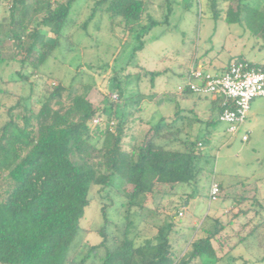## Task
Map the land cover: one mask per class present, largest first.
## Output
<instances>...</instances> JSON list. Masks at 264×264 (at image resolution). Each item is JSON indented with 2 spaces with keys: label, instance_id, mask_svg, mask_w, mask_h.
I'll return each mask as SVG.
<instances>
[{
  "label": "trees",
  "instance_id": "1",
  "mask_svg": "<svg viewBox=\"0 0 264 264\" xmlns=\"http://www.w3.org/2000/svg\"><path fill=\"white\" fill-rule=\"evenodd\" d=\"M79 1L87 6L92 3L80 29L87 31L97 16L106 18L111 28L119 27L125 36L136 38L135 52L144 48V36L160 24L149 13L147 0H0V17L4 18L0 19V66L16 67L10 78L0 75V264H95L100 250L105 254L98 264L248 263L245 255L237 257L234 252L250 249L254 243L264 249L260 236L264 197L255 185L240 181L234 187L226 186L213 178L210 186L215 180L220 187L217 200L223 197L232 202L227 218L206 216L193 228L192 236L186 232L188 224L176 223L179 209L206 189L200 190L202 164L207 158L208 136L221 122L219 118L212 115L202 121L181 110L154 125L141 118L140 131L133 135L127 126L135 122L133 113L144 111V95L128 96L131 75L125 74L126 67L114 68L109 79V89L118 92L117 102L107 97L99 101L102 105L94 102L99 89L93 75L89 82H78L74 76L69 85L54 83L34 94L31 79L44 76L43 67L62 41L73 36L65 29L75 26L72 17ZM250 1L224 0L226 20L246 23L264 37V10L252 7ZM210 2L217 18L222 10L218 9L220 0ZM259 20L263 23L253 27ZM238 62L264 71V65L241 55L213 72L222 74ZM85 67L97 76H104L110 68L107 63ZM143 74L157 75L145 70ZM25 83L31 84L30 96L23 94ZM19 85L22 92L10 89ZM186 94L211 97L188 89L180 93ZM218 98L221 113L224 98ZM126 106L130 115L125 113ZM97 118L102 121L95 124ZM143 127L147 129L142 135ZM228 187L232 192H226ZM94 188L99 193L128 190L124 192L123 236L113 248L108 247L110 221L105 207L102 226L92 230L99 237L97 243L88 241L82 225ZM176 197L172 214L160 217L164 199L172 204ZM254 255L264 260V255Z\"/></svg>",
  "mask_w": 264,
  "mask_h": 264
},
{
  "label": "rangeland",
  "instance_id": "2",
  "mask_svg": "<svg viewBox=\"0 0 264 264\" xmlns=\"http://www.w3.org/2000/svg\"><path fill=\"white\" fill-rule=\"evenodd\" d=\"M79 1L75 6L76 12L72 21L75 26H67L65 31L72 33L71 39H64L62 45L56 50L52 57L43 67L42 75L32 78L35 83L34 94L47 90L54 83L62 82L69 85L73 77L77 80L89 82L92 75L96 79V87L99 93L95 95L94 102L102 105L100 100L107 97L112 101H118V92L109 89V79L113 76V69L126 67L125 74L131 75L128 83V96L143 94L141 103L143 112L133 113L135 122H129L127 127H131L133 135L139 133L142 119L156 124L163 116H172L177 111L183 109L195 110L200 119L208 118L210 114L214 119L219 118L218 110L212 113L210 109L211 98L201 101L194 98L182 99L178 93V87L184 84L186 79L180 74H185L194 64L212 61L210 66L214 68L227 66L231 57L246 56L251 63L264 65V37L253 33L252 29L245 23H229L227 17V4L220 0L218 9L220 15L216 18L210 0H147V7L152 17L160 22L145 36V46L141 51L135 52L134 48L138 44L135 37L124 35L119 27L111 28L110 23L105 18L97 16L88 25V30L80 29L88 16L92 6L86 2ZM250 5L264 10V0H251ZM79 7V8H78ZM2 12V9H1ZM3 16L0 17V19ZM4 19V18H3ZM6 21V19H5ZM263 21L254 23L253 27L260 26ZM100 24V25H99ZM100 26L98 31L97 26ZM50 41L53 38L49 37ZM201 61V62H200ZM89 63H107L110 68L104 76H97L85 67ZM0 66V75L5 79L11 77L14 66ZM6 67V68H5ZM78 67L81 69L77 70ZM156 72L152 78L143 72ZM124 78V74L123 77ZM23 94L31 95V84H24ZM10 89L22 92L20 85ZM115 96L117 98H115ZM123 105V101H120ZM136 105V104H132ZM133 107V106H130ZM252 109L249 112V119L242 125L239 134L232 135L227 132L228 125L219 122L215 125L208 136L209 144L206 148L207 158L203 162L201 175V188L205 191L197 194L188 206L179 209L183 215L179 214L176 223L179 226L188 224L187 234L193 235V228L203 222L206 216H218L227 218L226 211L232 207L229 198H219L210 202L207 189L210 181L215 178L226 186H236L240 181L253 184L259 188L260 196L264 197V98L253 100ZM126 115L131 114V110L126 106ZM185 116L193 117L186 111ZM100 119V118H99ZM102 119V118H101ZM203 125V124H202ZM143 127L141 134L146 132ZM248 133L249 140L243 141L242 135ZM233 188H227L226 192H232ZM190 192V189H185ZM128 190L121 188L119 191L112 189L99 193L98 188H94L91 193L93 202L88 209L82 225L87 231V239L95 244L99 241L97 234L92 230L98 229L103 224L102 208L105 207L108 219V247L113 248L116 240L123 236L127 203L125 194ZM183 191H179L181 194ZM178 198L172 199V204L168 198L163 201L162 207L158 210L160 217L172 214L171 207ZM155 204H152L153 208ZM170 216V215H169ZM149 221L152 217L148 218ZM154 220V219H153ZM152 220V221H153ZM260 236L264 237V228L260 230ZM252 248H242L234 252L235 256L245 255V259L239 260L236 264H264V260H257L255 254L264 255V249L254 243ZM257 246V247H256ZM100 256L95 258L98 264L99 257L105 254L104 250L99 251Z\"/></svg>",
  "mask_w": 264,
  "mask_h": 264
},
{
  "label": "built area",
  "instance_id": "3",
  "mask_svg": "<svg viewBox=\"0 0 264 264\" xmlns=\"http://www.w3.org/2000/svg\"><path fill=\"white\" fill-rule=\"evenodd\" d=\"M186 89L196 95L223 97L225 108L219 114V120L228 125V133L236 135L249 117L253 100L264 98V71L250 67L246 62L235 63L222 74L205 71L193 65L185 84L178 87L180 93ZM101 121V118H97L94 123ZM242 140H249L248 133L242 135ZM219 193V183L213 180L209 192L210 200L216 201Z\"/></svg>",
  "mask_w": 264,
  "mask_h": 264
},
{
  "label": "crops",
  "instance_id": "4",
  "mask_svg": "<svg viewBox=\"0 0 264 264\" xmlns=\"http://www.w3.org/2000/svg\"><path fill=\"white\" fill-rule=\"evenodd\" d=\"M246 58H247V57H246ZM200 62H201V61H200ZM194 65L197 66V67H199V68L204 69L205 71L212 72V71L210 70V66L214 65V63H213L212 61H209V62H201V63H199V64L197 63V64H194ZM216 67H217V66H216ZM217 68H219V67H217ZM189 71H190V69H189ZM189 71L186 72L185 74H182V73H181L180 75L186 79L187 76H188ZM179 94H180V93H179ZM180 96H181V98L184 99V100H185V99H189V98H194V99H196V100L201 101V100L205 99V98L197 97V96H195V95H191V94L180 95ZM207 98H208V97H207ZM210 98H211V104H210V109H209V110H211L212 113L214 112V110H218V115H219V113H220V110H219V104H220L219 98L216 97V96H211ZM251 109H252V107H251ZM183 111H186V112H188L189 114L191 113L192 115H197L198 118H199L198 113L195 112V110H193V109H191V110L183 109ZM211 116H212V114H210V115L208 116V118H205L204 120L201 119V120H202V121H207ZM199 119H200V118H199ZM248 119H249V117H248ZM248 119H247V120H248ZM193 130H194V133L197 134V131H199L198 126L195 127ZM246 133H247V132H246Z\"/></svg>",
  "mask_w": 264,
  "mask_h": 264
}]
</instances>
